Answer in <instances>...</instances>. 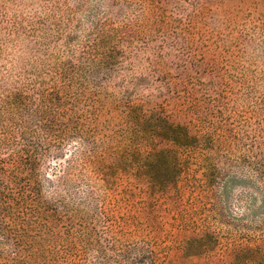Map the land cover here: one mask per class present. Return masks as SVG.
<instances>
[{"label": "rangeland", "instance_id": "374dc122", "mask_svg": "<svg viewBox=\"0 0 264 264\" xmlns=\"http://www.w3.org/2000/svg\"><path fill=\"white\" fill-rule=\"evenodd\" d=\"M16 243L264 264V0H0V264Z\"/></svg>", "mask_w": 264, "mask_h": 264}, {"label": "trees", "instance_id": "16d2710c", "mask_svg": "<svg viewBox=\"0 0 264 264\" xmlns=\"http://www.w3.org/2000/svg\"><path fill=\"white\" fill-rule=\"evenodd\" d=\"M175 141H178L182 139L181 134L176 133L173 135ZM18 246L14 255H13V264H58L59 261H57L54 258H48L46 256H42L38 252H27L24 253L23 249L24 246L20 245V243H16Z\"/></svg>", "mask_w": 264, "mask_h": 264}]
</instances>
